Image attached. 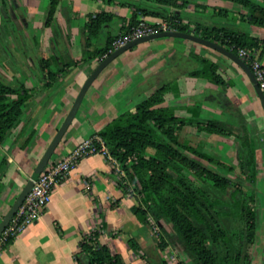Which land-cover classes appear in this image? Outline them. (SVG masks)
<instances>
[{"label": "crops", "instance_id": "obj_1", "mask_svg": "<svg viewBox=\"0 0 264 264\" xmlns=\"http://www.w3.org/2000/svg\"><path fill=\"white\" fill-rule=\"evenodd\" d=\"M12 4L18 25L16 37L9 26L14 25L9 17ZM176 4L184 6L169 9L177 12L181 25H188L191 30L197 25L201 29L224 25L260 43L264 41V29L251 27L245 21L246 10L241 6L222 0H177ZM101 12L111 13L113 19L87 48L85 25L90 15ZM133 12L131 4L122 5L119 0H0V27L6 22L9 35L5 42L16 45L19 37L20 43L29 47L39 76L50 83L46 73L41 72V56L50 66L73 62L55 76L51 89L39 96L33 94L35 106L29 111L28 121L21 123L4 143L10 142L5 153L2 182L6 183L2 193L11 187L6 200L0 199V221L98 65L95 51L104 48L110 37L120 34ZM134 48L140 53L136 63L123 53L92 83L60 143L56 159L64 158L79 143L98 134L113 120L112 115L132 112L136 100L148 98L166 85L162 107L194 123L211 119L229 123V127L239 130L240 137L248 139L247 149L255 146L256 169L264 177V113L252 84L239 67L221 59L218 52L183 39H156ZM259 59L264 65V52L260 54V50ZM206 61L217 64L223 85L192 75L201 71ZM200 129L197 124L182 127L176 132L179 143H188L197 152L221 162L236 161L238 144L234 135ZM261 184L264 191V182ZM129 191L118 186L116 176L101 156L82 159L68 178L54 188L48 207L38 220L0 251V264H77L79 243L92 231L100 234V240L118 253L124 264L158 261L151 230L132 212L138 196ZM261 205L258 201V210ZM129 239L135 240L140 250L134 253Z\"/></svg>", "mask_w": 264, "mask_h": 264}, {"label": "trees", "instance_id": "obj_2", "mask_svg": "<svg viewBox=\"0 0 264 264\" xmlns=\"http://www.w3.org/2000/svg\"><path fill=\"white\" fill-rule=\"evenodd\" d=\"M222 1L241 6L246 10L245 21L251 27L264 29V0ZM176 2L119 0L122 5L134 7L131 19L122 25L120 33L136 25L138 17L142 16L174 23L176 31L218 43L236 55L237 48L264 52V41L260 43L256 38L239 34L224 25L204 29L197 25L194 30L181 25L177 12L169 9L178 10L184 6ZM112 19L109 12L89 16L85 25L87 48ZM115 38L110 37L104 48L95 51L99 62L110 53ZM72 64L71 61L66 65L50 66L41 62V72L50 80L46 89H51L55 76ZM217 69L216 63L206 61L204 68L192 75L207 77L223 85ZM165 92L166 85L139 103L133 112L120 114L98 133L111 155L120 162L131 189L121 182L118 186L124 191L130 189L138 196V204L132 212L150 228V220L159 227L160 251L175 248L177 264H249V250L256 238L259 219L257 189L254 187L257 175L255 170L250 172L249 169L255 146L247 149L248 139L240 137L239 130L232 129L227 122L211 119L194 123L175 116L172 110L162 107ZM34 106L33 91L18 81L16 88H7L0 81V146L21 123L28 121L29 111ZM191 124L201 125L200 130L207 133L234 135L238 144L237 164L229 165L197 152L188 143H179L176 132ZM59 147L60 144L49 165L63 159L54 158ZM5 171L6 159L3 157L0 159V181ZM128 245L134 253L140 250V245L133 239L128 240ZM76 262L124 264L120 255L114 254L109 245L100 240L97 231L83 236ZM147 262L168 264L161 259Z\"/></svg>", "mask_w": 264, "mask_h": 264}, {"label": "built area", "instance_id": "obj_3", "mask_svg": "<svg viewBox=\"0 0 264 264\" xmlns=\"http://www.w3.org/2000/svg\"><path fill=\"white\" fill-rule=\"evenodd\" d=\"M167 31H176L174 23L166 20L149 22L144 18H140L136 25L116 36L112 42V50L110 52L140 37ZM237 56L250 68L258 87L264 95V65L259 59V50L254 48H237ZM94 155L101 156L104 159L110 172L116 176L117 183L121 182L127 188L129 187L120 162L111 155L102 138L99 136L91 137L79 143L61 161L53 165L48 164L47 168L34 183L21 207L1 234L0 251L11 240H14L38 220L47 209L54 188L68 178L72 170L78 167L80 161ZM150 224L151 231L157 236L159 227L151 220Z\"/></svg>", "mask_w": 264, "mask_h": 264}, {"label": "rangeland", "instance_id": "obj_4", "mask_svg": "<svg viewBox=\"0 0 264 264\" xmlns=\"http://www.w3.org/2000/svg\"><path fill=\"white\" fill-rule=\"evenodd\" d=\"M230 5L237 7V5L235 4L233 5V3ZM13 13L14 11H13V4H12V6H9V17L11 19V22H13L14 25H11L9 23V26L12 32L14 33V37H16L17 36L16 30L18 29L17 28L18 25L16 24L17 23L16 20H14ZM25 32L27 31L25 30ZM7 33L8 32H7L6 22H3L2 26L0 27V81H2L6 85L7 88H16L17 81H20L27 89H30L31 91H33L34 95H37V96L42 95L47 90L46 86L49 84V82L47 80H44L41 76H39L36 70L34 69L32 65L33 55L32 53H30L29 47L27 45L22 44V42L20 43L19 37L17 40H15L16 45H11L10 42L8 43L5 42L7 37L9 36ZM135 49L136 48H134L133 52H131V50H128L125 53H127L128 57L133 59L134 62L136 63L135 60L137 59L139 60L140 53L138 50H135ZM218 56L221 59L225 60L226 62L231 63V61L228 60L225 56L221 54H218ZM40 58H41L40 61L44 63L45 58H42V56ZM74 90L77 91L78 87H75ZM145 99L136 100L133 105V111L135 110V107ZM64 110L67 111L68 107L67 108L64 107ZM112 116H114L113 119H115L119 115L114 114ZM95 136H98V134H96ZM261 140L264 143V130H263V136L261 137ZM9 143L10 142H8V144ZM8 144L7 145L4 144L0 146V159L5 157ZM29 148L30 147H28V149ZM251 158L252 160L249 165L250 172L255 170V173L257 175V180L254 186L257 189V202L258 201L262 202L263 207L261 205L259 209V219L257 222L256 238H255V241L252 247L249 250V260L248 261H249V264H264V191L261 190L262 188L261 183L264 182V177H261V173L259 174L256 169L257 159H256L255 151ZM224 163H227L233 166L237 164L236 161L234 160H227ZM4 183H6V181L2 182V179H1L0 181L1 191L4 189ZM10 187L11 186L7 188L6 192L1 193L0 195L1 200L2 199L6 200L7 196L9 195L8 192H9ZM130 189H127L126 191H129ZM149 229L151 230L150 227ZM151 236H152L151 237L152 246L154 247L155 251L159 253V259L166 261L168 264H177L178 258L176 256V253L178 252L176 251V249L172 247H168V248H165L163 251H160L159 240L157 236L154 235L152 231H151ZM171 252H173L174 254H172ZM113 253L118 254L115 252Z\"/></svg>", "mask_w": 264, "mask_h": 264}, {"label": "water", "instance_id": "obj_5", "mask_svg": "<svg viewBox=\"0 0 264 264\" xmlns=\"http://www.w3.org/2000/svg\"><path fill=\"white\" fill-rule=\"evenodd\" d=\"M162 38H177V39H183L188 40L197 44H200L202 46H205L209 49H212L213 51L218 52L219 54L225 56L228 58L231 62H233L239 69L242 70V72L247 76L250 83L252 84L255 93L260 101V104L263 109L264 113V95L260 88L258 87L257 81L251 72L250 68L244 63L242 59H240L236 54L231 52L230 50H227L223 46H221L218 43H214L208 40H205L199 36H195L190 33H183L179 31H167V32H160V33H154L148 36L140 37L138 39H135L123 47H120L112 52H110L107 56H105L98 65L94 68L90 76L86 79L82 87L80 88L74 103L72 107L70 108L68 114L64 118L62 124L58 128L57 132L55 133L54 137L52 138L51 142L47 146L46 150L44 151L43 155L41 156L40 160L38 161L36 167L34 168L33 172L27 179L25 185L22 187L20 193L16 197L15 201L12 203L8 211L4 214L0 221V236L3 233L4 229L7 227L13 216L16 214L18 209L23 204L24 200L30 193L34 183L38 180L40 175L44 172V170L47 168L52 156L55 154L56 149L58 148L59 144L63 141V137L68 131L70 125L72 124V121L75 119L77 112L80 108V105L82 103V100L92 85V83L98 78V76L101 74V72L108 67L116 58L121 56L126 51L149 41L156 40V39H162Z\"/></svg>", "mask_w": 264, "mask_h": 264}]
</instances>
